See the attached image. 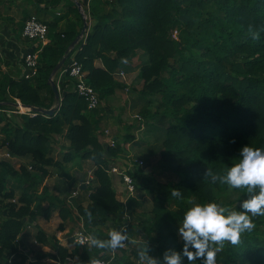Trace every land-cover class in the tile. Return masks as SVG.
<instances>
[{
    "label": "trees",
    "instance_id": "1",
    "mask_svg": "<svg viewBox=\"0 0 264 264\" xmlns=\"http://www.w3.org/2000/svg\"><path fill=\"white\" fill-rule=\"evenodd\" d=\"M67 1L35 0L36 11L22 13L21 22L34 14L48 26L49 42L38 55L33 77L22 78L20 64L17 74V66L11 71L8 63L0 64V151L24 160L15 168L13 161L0 159V264H28L18 241L37 215L43 214V203L49 206L45 218L55 211L72 226L68 242H74L78 230L105 240L109 232L101 228L119 230L128 224L123 229L124 246L114 249L113 258L112 248L90 242L76 243L81 250L69 252L54 234L36 226L34 244L50 246L52 260L72 258L78 251L79 263L104 259L110 264H145L139 259L145 247L154 257H162L166 249H181L183 241H178L174 230L192 204L216 202L231 210L249 195L244 188L213 182L209 173L224 174L238 160L244 144L264 148V0H93L89 5L92 27L81 50L78 45L70 49V45L83 26L82 15L75 2L64 5ZM60 6L76 20L64 31L57 29V23L66 14L47 23L37 13L39 8L47 11ZM22 28L20 23L15 26L16 38L22 37ZM139 52L145 58L137 65L139 94L148 106L142 119L147 125L150 120V127L154 121L149 115L155 122L157 117L154 137L161 146L159 174H170L173 180L161 181L152 170L145 173L143 166L135 164L127 172L134 192L123 203L126 191L122 200L117 199L114 177L107 171L119 163L120 156L125 158L127 143L144 142H135L128 134L116 138L111 147L100 141L97 131L106 111L105 99L129 86L115 74ZM72 54L98 95L99 104L93 110L72 91L67 74L60 81L59 100L49 83L55 65ZM16 101L35 116L18 113ZM153 104L157 106L154 111L149 108ZM52 107L54 113L47 117L37 112ZM58 138L67 141L59 149L60 160L53 155ZM75 159L93 165L87 175L88 179L91 174V181L86 185L85 179V188L81 185L75 196H83L86 204L79 201L70 208L67 201L59 200L63 179L58 181L55 195L48 194L46 187L39 193L35 190L52 174L65 179L67 165ZM142 160L150 167L149 159ZM174 191L179 196L173 195ZM139 192L150 198L152 208L134 220V225L128 205ZM252 221L253 228L241 233L238 243L225 240L220 246L210 242L218 249L216 264H264V215L254 216ZM185 264H189L186 258ZM191 264H203V258Z\"/></svg>",
    "mask_w": 264,
    "mask_h": 264
},
{
    "label": "clouds",
    "instance_id": "2",
    "mask_svg": "<svg viewBox=\"0 0 264 264\" xmlns=\"http://www.w3.org/2000/svg\"><path fill=\"white\" fill-rule=\"evenodd\" d=\"M209 175L213 182L219 181L231 188H244L249 195L240 202L239 208L231 210L216 202L192 204L178 227L183 241L181 249H166L162 257H154L145 247L139 252L140 261L145 264H185L186 258L191 264L203 258V264H216L218 249L210 242L223 246L227 240L236 244L241 233L253 228L252 217L264 215V148L244 144L239 148L238 160L224 174ZM173 195L179 196V192L174 191ZM87 239L93 246L115 249L121 246L126 235L114 228L108 239H99L91 233ZM92 264L101 262L94 260Z\"/></svg>",
    "mask_w": 264,
    "mask_h": 264
},
{
    "label": "rangeland",
    "instance_id": "3",
    "mask_svg": "<svg viewBox=\"0 0 264 264\" xmlns=\"http://www.w3.org/2000/svg\"><path fill=\"white\" fill-rule=\"evenodd\" d=\"M69 1L75 2V0H68L66 3L69 4ZM76 7H77V11H79V13L81 15V11H80L79 7L77 6V4H76ZM81 7L85 11V13L87 14L88 11H87L86 7H83V6H81ZM23 10H27V9L25 7H23V8L16 7L15 10L11 8L9 11L8 10H6V11H8V14L16 15V17H18L19 16L18 12H21ZM30 11L31 10H29L28 12H30ZM65 13H67V11ZM90 20L92 22V19H90ZM57 29H59V28L57 27ZM126 66L123 69L128 70L129 68ZM3 68H4V66H2V70H3ZM128 89H129L128 92L125 91V89H124V90L118 91L116 94L111 95L105 99V107H106L105 110L108 109L109 111H105L102 114L100 125H99L98 131H97L98 137L103 144L108 145L109 139L114 137L113 134H117V135L120 134L121 135V133H122L121 128L123 126L124 127L126 126L129 128L130 124L133 123V121H134V119H133L134 115L137 114V115H140L141 117H143L141 115V113L145 111L144 109H146V107H148V106H146L145 102L144 103H138L139 101H137V97L140 96V94H139L140 93L139 92L140 87L138 84L132 83L130 86H128ZM116 95H118V96H116ZM143 101H145V100H143ZM16 102L20 103L18 101H16ZM156 107H157L156 104H153L149 108L152 111H154ZM25 108L26 107H22L23 110H25ZM108 112H109V114H107ZM149 116H150V119L154 121L153 122L154 125L149 127L148 125H151V121L148 119L149 124L147 125L145 122L146 119L143 118L144 129L139 131L138 138L141 135V133L143 132L144 133L143 134L144 139H142V140L144 141V143H143V145H140V147H142V148L138 152L139 157H138V155H137V157L140 159H144V157H145L144 153L146 156H148L146 154V153H148V152H146V149L150 150L151 148L154 149V147H155V153H153L154 156L149 159V161H150L149 166L150 167H146L145 164L143 165L144 172L147 173L149 170H152V175L154 177L158 178L161 181L169 182V181L173 180V176L170 174H165L164 176L159 174V168H158V164H157V161L159 160V157H160L159 152L161 149L160 141L154 137V136H157L156 131H154V126L157 124V117H154V118H156V122H155V120L151 117L152 115H149ZM151 128H153V129H151ZM145 130H147V132H145ZM106 131H108V134H106ZM127 131H128L127 133H129V132L131 133V129H128ZM160 135L163 136V133H160ZM123 137L124 136H118V138L120 140ZM57 141H56V144H54L55 151H54L53 155H54L55 159L60 160L61 154L59 152V149H60V147L66 146L67 141L65 139H62V138H58ZM130 145H132V144L130 143ZM142 149H143V151H142ZM3 153H4L3 151H0V159H4ZM120 157H122V156H120ZM23 161L20 159L15 161V162L13 161V165L15 166V168H18L20 163H24ZM92 167H93V165L90 161L79 163V159H75L72 163H69L67 165L68 174H67V177H65L66 179H64L60 176H57L56 174H52L41 185L37 186L35 188V190L39 193V192H41L42 188L46 187L48 194H50V195L54 194L55 195L57 183H58V181H61L60 179H63V181H61L59 184L58 197H59V200H62L63 202L67 201V205L70 207V205L72 206L74 203L77 204L80 201L79 200L80 197H78V196L72 197L70 200H68V197L71 196V194L73 192L80 191L79 190L80 185L78 184V182H79V180L87 179L88 172ZM113 185L117 188V190H116L117 191L116 192L117 193V199L122 200V197L124 196V191H125L124 184L121 182V180L118 177H114ZM81 192H86V191L83 190ZM140 194H142V193L141 192L137 193L135 196L136 199H135L134 203H132V205H128V207L130 209V213L132 215L131 219H133V221L136 219L138 220V219L142 218V216L147 214L150 211V209L152 208V202H151L150 198L147 195H140ZM18 195H19V192L16 193V196H18ZM229 199H230V197H228L222 201L229 200ZM85 204H86V201H85ZM239 204H240V202L237 203L236 205H234L232 207V209L239 208ZM41 207L43 208V214H44L45 209H47L49 206L47 203H43L41 205ZM43 214H38L36 221L43 220L44 225L43 224L42 225L46 229L51 230L57 239L60 238L62 241L65 242L64 239H67V237H68L67 231H68V229L70 230L72 227L70 225V223H68L67 221L63 222L62 219L59 218V215L57 214V212H55V211L52 212V214L50 215L51 217H49V218H45L43 216ZM67 216L70 217V213L67 214ZM133 223L135 225L136 221H134ZM59 225H62L63 231L59 230ZM101 229L104 232L107 231L110 233V231H111V229L110 230L105 229V228H101ZM174 231L177 235L178 241L179 242L182 241L180 234L178 233V228H175ZM65 243H67V242H65ZM134 264H139V263L136 262Z\"/></svg>",
    "mask_w": 264,
    "mask_h": 264
},
{
    "label": "crops",
    "instance_id": "4",
    "mask_svg": "<svg viewBox=\"0 0 264 264\" xmlns=\"http://www.w3.org/2000/svg\"><path fill=\"white\" fill-rule=\"evenodd\" d=\"M35 0H12V3H8V1L6 0H0V64L2 63H8L9 68H11V71L15 70V67L17 66V70H15L16 74L19 72V65L20 61L22 59V57L34 50L36 47H38V44L33 42V41H27L24 40L21 36L19 38H16V35L14 34L13 30L15 29V26H17L19 23L22 25L23 22L22 21V13L23 11H29V14L34 13V11H36L35 5H34ZM74 2V1H73ZM79 3L81 6L83 7H89L90 3H88V0H75V4ZM64 5H67V3L65 2ZM8 7H12V9H16V7L19 8H23L25 7L27 10H23L19 13V18L16 17V15H10L8 14ZM43 7V6H41ZM8 10V11H6ZM88 11V17H89V22L87 23V28L90 29V27H92V22H91V13L89 12V8L87 9ZM66 12V8L64 6H60L56 9H48L47 11H44L43 8H39L38 9V14H39V18H41L42 20H44L45 22H51L53 20H55L57 17L62 16L64 14H66L65 18H63L62 20H60L57 23V27L59 28L58 30H67V28L69 27V23L75 22L76 20H74V16L73 14L70 13H65ZM34 15V14H33ZM9 17L14 18V21H9ZM21 19V20H20ZM77 19V18H76ZM86 28V29H87ZM48 42H49V38H48ZM47 42V43H48ZM144 56L142 55L141 52H139L137 54V56L131 61V63L127 66L129 67V70H123L122 71L125 73L127 81L129 86L134 83V84H138L139 87H141V82L138 81L137 79V75H138V69H137V65L140 63V61L144 60ZM97 65H100L99 62L96 63ZM21 70V69H20ZM118 96V95H116ZM128 100V99H127ZM144 99L142 97H137V101H139L138 103H144L145 101H143ZM106 111H109L108 109ZM111 112V111H110ZM109 114V112L107 113ZM106 128V127H105ZM128 129H131V133L130 135L134 136V141H142L144 142L142 139H144L143 136V132L141 133V135L138 138V123L134 120L133 123L130 124V127H122L121 128V135H117V134H113V136L115 138H118V136H126L129 133H127ZM147 130H145L146 132ZM152 136V135H151ZM130 143L132 145H130ZM138 146V147H137ZM140 145H138L137 143L134 142H129L125 145V149H126V155L130 154L133 157L135 155H138L139 150L142 148L140 147ZM144 147V146H143ZM145 149V148H144ZM161 150V149H160ZM143 151V149H142ZM146 153L148 156L145 155L144 153V159H150L151 157L154 156L153 153H155V147L154 149L151 148L146 149ZM160 153V152H159ZM139 157V155H138ZM66 179V178H65ZM84 180H79L78 184L81 186ZM79 200L81 202H85L86 199L83 196H80ZM58 214V213H57ZM51 217V216H50ZM60 218V217H59ZM44 221L43 220H39L36 221L32 224V227H30L29 229L25 230V232L23 233V235L20 237L18 243H19V247L21 249V251L26 254L27 256V263L28 264H52L51 261V255H54V250L50 247V246H45L42 245L40 243H36L34 244V232L36 229V226H39L45 233L47 234H53V232L51 230L46 229L43 225ZM43 224V225H42ZM63 231V230H62ZM69 231V229H68ZM67 231V232H68ZM59 239V240H58ZM57 240L59 241L60 245L63 247H66L68 249L69 252L72 251H76L78 250V248L81 250V247H78L77 244H75L74 242H68L67 239H64V241H62L60 238H58ZM74 260L78 261L79 260V253L77 251V254L75 256L72 257Z\"/></svg>",
    "mask_w": 264,
    "mask_h": 264
},
{
    "label": "built area",
    "instance_id": "5",
    "mask_svg": "<svg viewBox=\"0 0 264 264\" xmlns=\"http://www.w3.org/2000/svg\"><path fill=\"white\" fill-rule=\"evenodd\" d=\"M93 0H88V3ZM89 7H87L88 9ZM82 15L83 21L86 23L89 22L88 13L86 14L85 11L82 9L81 5L79 7ZM89 32V29L87 28L83 34V36L80 38L79 42L77 43L78 49L81 50L82 46L85 44V40L87 37V34ZM21 35L24 39L33 41L38 44V47H36L34 50L26 53L21 61H20V69L21 73L20 76L24 79H30L33 77V75L36 73L37 66H38V55L41 52L42 48L47 44L48 42V26L46 23L40 21L35 15H31L29 18L25 20L23 23V28L21 31ZM176 36V31L173 32V38ZM71 51V50H70ZM58 78L55 82L57 91L60 90V81L64 78V76L67 74L68 77L72 80L71 83V89L74 93H76L78 96L82 97L87 102V109L93 110L96 108V106L99 104V98L93 87L88 83L87 80V72L83 70L82 65L75 59V55L72 54L71 57L67 59V63L63 65V67L59 70ZM116 78L119 81H122L124 84L129 85L127 82V78L125 73L120 70L115 74ZM125 91H128V88L125 89ZM18 110V113H27L31 117L35 116V114H31L30 109L25 108L23 111L21 107H16ZM46 116V115H45ZM47 117V116H46ZM133 119L138 122L139 128L138 131H141L144 129V122L140 115H134ZM106 134H108V131H106ZM116 138L113 137L109 139L108 146L114 147ZM3 158L6 160L11 161H17L15 158L10 157V155L6 152L3 153ZM120 163H114L110 166V169L107 171V173L113 177H118L121 182L124 184V188L126 191V197L125 200H122L123 203H125L126 199L133 195L134 192V185L131 177L128 175V170L131 169L135 164L137 167H142L144 165V162L142 159H136L130 154L125 155V158L121 157L120 160H118ZM92 176L89 174V178L85 182V184H89L91 181ZM78 194L77 191L73 192L69 198L75 197ZM124 216L127 217V214L124 213ZM127 223L123 224L122 227L119 229L120 231H123L124 228L127 227ZM82 228V225L81 227ZM125 234V233H124ZM88 234H86L84 231H76L74 233L73 238L75 244L79 243L80 245H85L89 242L87 239ZM124 245H121L123 247ZM116 250V249H115ZM115 250L112 249L110 252L111 258L114 257ZM94 261V260H93ZM84 262L79 263L78 261L74 260L71 257H67L65 260H52V264H92V262ZM95 261H100L101 264H110V260H104V259H98Z\"/></svg>",
    "mask_w": 264,
    "mask_h": 264
},
{
    "label": "water",
    "instance_id": "6",
    "mask_svg": "<svg viewBox=\"0 0 264 264\" xmlns=\"http://www.w3.org/2000/svg\"><path fill=\"white\" fill-rule=\"evenodd\" d=\"M77 4V6L78 7H80V4L79 3H76ZM86 28H87V23L85 22V21H83V26H82V28H81V30H80V32H79V34L77 35V37L73 40V42L71 43V45H70V49H72V48H74L75 47V45H77V43L79 42V40H80V38L83 36V34H84V32H85V30H86ZM69 49V50H70ZM68 50V51H69ZM67 51V52H68ZM67 55H65L56 65H55V67L53 68V70H52V72H51V76H50V78H49V83H50V85H51V88H52V91H53V93H54V95H55V99L56 100H59V93H58V91H57V88H56V84H55V82H54V77H55V75L59 72V70L63 67V65L65 64V62H66V60H67ZM15 105V107H18V106H22V107H24L23 105H21L20 103H15L14 104ZM27 109H30L29 107H26ZM54 110H55V108L54 107H52V108H50V109H42V108H40V109H37V112H39V113H41V114H43V115H46V116H49V115H52L53 113H54ZM81 189H84L85 188V185H82L81 187H80Z\"/></svg>",
    "mask_w": 264,
    "mask_h": 264
},
{
    "label": "bare ground",
    "instance_id": "7",
    "mask_svg": "<svg viewBox=\"0 0 264 264\" xmlns=\"http://www.w3.org/2000/svg\"><path fill=\"white\" fill-rule=\"evenodd\" d=\"M19 107H21V109H22V106H19ZM23 110V109H22ZM24 111V110H23Z\"/></svg>",
    "mask_w": 264,
    "mask_h": 264
}]
</instances>
